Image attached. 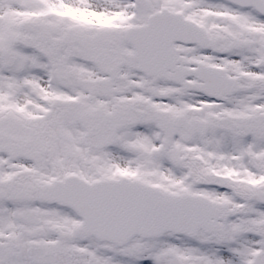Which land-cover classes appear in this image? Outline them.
Segmentation results:
<instances>
[{
    "label": "snow or ice",
    "instance_id": "6c2138e0",
    "mask_svg": "<svg viewBox=\"0 0 264 264\" xmlns=\"http://www.w3.org/2000/svg\"><path fill=\"white\" fill-rule=\"evenodd\" d=\"M0 264H264V0H0Z\"/></svg>",
    "mask_w": 264,
    "mask_h": 264
}]
</instances>
